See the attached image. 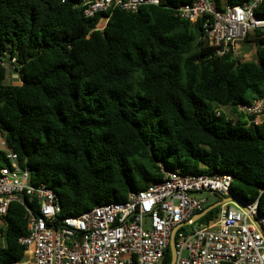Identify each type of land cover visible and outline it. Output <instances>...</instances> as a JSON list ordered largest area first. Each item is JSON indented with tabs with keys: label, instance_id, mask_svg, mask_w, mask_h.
I'll return each instance as SVG.
<instances>
[{
	"label": "trees",
	"instance_id": "1",
	"mask_svg": "<svg viewBox=\"0 0 264 264\" xmlns=\"http://www.w3.org/2000/svg\"><path fill=\"white\" fill-rule=\"evenodd\" d=\"M82 1L0 0V133L31 183L57 192L64 216L125 201L176 169L229 173L239 202L264 201V122L249 124L234 108L264 96V41L256 40L253 60L217 56L202 19L175 14L192 0L94 18L84 16ZM12 58L19 80L5 83ZM218 106L229 115H218ZM8 164L0 151V167ZM25 215L13 202L0 219V264L24 260ZM170 263L168 247L163 264Z\"/></svg>",
	"mask_w": 264,
	"mask_h": 264
},
{
	"label": "built area",
	"instance_id": "2",
	"mask_svg": "<svg viewBox=\"0 0 264 264\" xmlns=\"http://www.w3.org/2000/svg\"><path fill=\"white\" fill-rule=\"evenodd\" d=\"M162 2L83 0L81 7L86 18H94L114 9L136 12ZM263 3L246 0L219 7L216 0H192L174 10L192 23L202 19L203 37L217 56L241 57L245 44L256 51V40L264 41V15L258 14ZM108 20L102 17L97 28L103 29ZM17 64L12 58L6 65L15 69ZM223 108L216 107V113L220 115ZM234 108L249 124L264 122V96ZM0 151L9 161L0 167V219L13 202L26 207L28 232L19 238L25 257L19 264H163L173 230L180 225L174 264H264V201L260 197L249 203L225 202L207 222L193 220L208 205L207 194L219 200L232 196L229 173L165 171L163 180L130 191L125 201H108L64 216L57 192L46 183H31L30 171L19 164L1 133Z\"/></svg>",
	"mask_w": 264,
	"mask_h": 264
},
{
	"label": "water",
	"instance_id": "3",
	"mask_svg": "<svg viewBox=\"0 0 264 264\" xmlns=\"http://www.w3.org/2000/svg\"><path fill=\"white\" fill-rule=\"evenodd\" d=\"M240 61H238L235 65L234 68H236L238 65H239ZM21 66L19 65L16 69H13L12 70V74L14 76V79L15 81L17 82L19 80L18 78V72L20 70ZM228 201H238L234 196H225L223 197L221 200L215 202L214 204L208 206L207 208H205L202 212H200L199 214L195 215L193 217V220H197L199 218H202L203 216H205L210 210L218 207L219 205L225 203V202H228ZM181 226V225H180ZM178 226L177 228H175L173 230V233H172V237H171V241H170V245H169V248H170V252H171V263L170 264H174L175 263V260H176V247H175V233L176 231L178 230V228L180 227Z\"/></svg>",
	"mask_w": 264,
	"mask_h": 264
},
{
	"label": "rangeland",
	"instance_id": "4",
	"mask_svg": "<svg viewBox=\"0 0 264 264\" xmlns=\"http://www.w3.org/2000/svg\"><path fill=\"white\" fill-rule=\"evenodd\" d=\"M103 25H104V21H102V22L99 24L100 27L103 26ZM251 50H252V52H251V54L249 55L248 59H245V58H244V60H253V59L255 58V56H256V51H255V49L253 48L252 45H246L245 47H242V49H241V51H240V55H241V57H243V56L246 55V54H249ZM12 70H13V69L10 67V68H9V73L7 74V77H6V80H5V83H7V82H9V81H11V80L15 81L14 76H13V74H12ZM15 82H16V81H15ZM260 88L264 89V84H262V85L260 86ZM251 94H253V93H251ZM222 111H223L224 113H226V114L229 115V110H228L227 107H226V109L223 108ZM207 196H208V198H209V204L215 203V202L218 200V198H217L215 195H211V194L209 195V194H207ZM204 222H207V221H204ZM187 228H188V226L184 229V231H187ZM0 244H2V238H0Z\"/></svg>",
	"mask_w": 264,
	"mask_h": 264
},
{
	"label": "crops",
	"instance_id": "5",
	"mask_svg": "<svg viewBox=\"0 0 264 264\" xmlns=\"http://www.w3.org/2000/svg\"><path fill=\"white\" fill-rule=\"evenodd\" d=\"M227 3V2H226ZM246 45H248V44H246ZM244 47H245V45H244ZM251 52H252V50L250 51V53L245 57V55L243 56L245 59H248V57H249V55L251 54ZM210 195V194H209ZM211 195H213V194H211ZM207 196V195H206ZM208 197V196H207Z\"/></svg>",
	"mask_w": 264,
	"mask_h": 264
}]
</instances>
